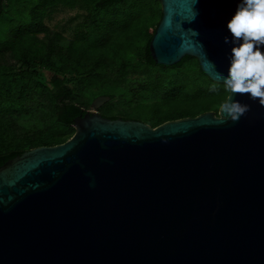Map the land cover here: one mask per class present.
<instances>
[{"label": "water", "instance_id": "obj_1", "mask_svg": "<svg viewBox=\"0 0 264 264\" xmlns=\"http://www.w3.org/2000/svg\"><path fill=\"white\" fill-rule=\"evenodd\" d=\"M149 45L171 68L185 58L222 85L225 23L238 0H160ZM197 12L193 20V13ZM166 122H74L66 143L0 167V264H264V106Z\"/></svg>", "mask_w": 264, "mask_h": 264}, {"label": "trees", "instance_id": "obj_2", "mask_svg": "<svg viewBox=\"0 0 264 264\" xmlns=\"http://www.w3.org/2000/svg\"><path fill=\"white\" fill-rule=\"evenodd\" d=\"M37 1L38 10H41L45 15L55 8L62 6L72 10L81 9L88 11L91 21L100 17V14L104 11L107 15L110 12L117 15L120 12L119 8L121 6H126L128 9L137 8L139 10L147 6L150 20L146 23L145 28H143L145 39L141 45L136 49L127 48L123 57L118 61L120 63L119 80L102 78V75L108 73L110 64L116 61L111 54H96L93 61H88L90 63L89 68L86 69L83 66H79V73L71 70L66 65L64 60L67 58V54L65 55L60 51H56L54 45L46 43H44L45 46L40 53L32 52L31 54H26L22 59L17 61L25 69L18 75H12V79H4L5 81L2 80L4 81L3 83L2 81L0 82V167L9 160L18 158L23 153L32 149L61 145L74 136L75 131L68 132L69 128L73 127L74 122L78 118L85 116L87 113V110L76 102L77 90L73 87L75 84L80 87V91L81 87L88 90H91L95 85L107 87L111 92L95 94L94 98L107 96L111 98L110 102H112L116 98V95L125 96L127 94L128 89H124V82L131 73L147 72L149 75V88L138 91L137 94L143 95L145 92H149L155 96H160L161 94V98L151 103L132 105L133 101H131L126 104L128 110L134 106L147 110L149 115L146 119L148 120V125L153 128L169 121L195 118L198 115L211 111L218 113L220 104L227 100L229 94L223 90V85H220L222 88L216 92L210 89V85L216 84L199 70L200 66L197 60L187 57L179 65L171 68L161 67L154 63L150 56L149 45L162 18L160 0H138V2L131 6L127 5V0ZM5 2L6 0H0V17L4 12ZM43 19L40 21L35 20L37 35L46 32ZM84 26L85 24L81 25V30L84 29ZM134 33L135 29L131 25L123 26V35L127 37L128 41L132 40ZM85 40V38L77 37L67 47V51L73 50V53L78 55V63L86 61V56H84L86 50L90 53L97 51V47L93 49L87 43L84 44L86 49L77 48V44L84 43ZM39 41L42 42L41 40ZM104 41L102 47L105 49L111 43L112 38L107 37ZM27 43V47H29V42ZM56 54L59 58L58 61L54 59ZM60 55H62V58ZM190 61H195L191 69L195 73L193 75V84H203L197 86L199 89L196 88L195 90L188 88V84L186 83H180L181 71ZM58 64H61V66ZM9 69L11 72L14 71V69ZM45 69L52 73L49 79L42 73V70ZM169 71L179 72L174 76H168L166 73ZM155 72L158 73V76L155 75L153 77L151 74ZM68 74H75V76L67 78ZM31 84H35L47 91L51 104V107H49L50 111L48 112L49 117H51V128L46 133L39 132L36 135L20 136L15 129L12 116L24 112V104L31 100L29 96V91L32 90L30 88ZM215 96L216 98H214ZM211 98L214 100L212 99L213 101L210 102ZM199 103H203V106L200 108L195 106ZM113 109L103 110L101 115L110 120L122 118L139 121L134 116L126 115V117H120V113L124 114L127 109L120 113Z\"/></svg>", "mask_w": 264, "mask_h": 264}, {"label": "rangeland", "instance_id": "obj_3", "mask_svg": "<svg viewBox=\"0 0 264 264\" xmlns=\"http://www.w3.org/2000/svg\"><path fill=\"white\" fill-rule=\"evenodd\" d=\"M136 2L138 0H127V5L131 6ZM37 6V0H6L5 2L4 12L0 17V82L4 79H12V75H18L24 70L25 68L17 61L22 59L26 54H31L32 52L40 53L45 46L44 43L54 45L56 51H60L65 55L67 54V58L64 61L68 68L75 70L76 73L80 72L78 70L79 66H83L86 69L89 68V62L93 61L96 54H111L116 61L110 64L108 73L102 75V78L119 80L120 63L118 61L123 57L127 48L136 49L141 45L145 39L143 28H145L146 23L150 20L147 6L140 10L137 8L128 9L126 6H121L119 8L120 12L117 15L112 12L107 15L104 11L100 14V17L95 19L96 21H91L90 13L81 9L72 10L60 6L45 15L41 10H38ZM42 19L46 32L37 35L35 20L40 21ZM83 24L85 26L81 30V25ZM124 25H131L135 29L134 37H132L131 41H128L127 37L123 35ZM77 37L86 39L84 43L77 44V48L86 49V46L84 47L86 43L91 45L93 49L97 47V53H90L88 50L84 52V56H86L85 62L78 63V55L73 53V50L67 51V47ZM107 37L112 38V41L104 49L102 46L105 42L104 39ZM27 42H29V47H27ZM60 56L62 58V55ZM54 59L58 61L57 54ZM194 64L195 61L188 62L185 68L182 69V75L180 76V83L188 84V88H192L193 90L197 86L203 85L202 83L193 84V75L195 73L191 69ZM58 65L61 66V64ZM9 68L14 69V71H9ZM178 72L169 71L166 75L174 76ZM42 73L48 79L52 76V73L46 69L42 70ZM151 75L155 77V75L158 76V73L155 72ZM74 76L75 74H68L67 78ZM148 78L147 72L131 73L124 82V89H128L127 94L125 96L116 95V98L110 104L108 103L101 107L98 113L101 114L103 110L111 108L120 113L127 109L126 103L131 101H133L132 105H135L138 103H151L161 98V94L160 96L157 94L155 96L149 92H145L143 95L137 94L138 91L149 88ZM206 86L209 87L208 84ZM213 86H215L217 91L222 88L218 84ZM213 86L210 85V89ZM73 87L77 90L76 102L84 107L87 112L95 111L93 103L100 97L94 98L95 94L111 92L109 88L99 85H95L91 90L81 87V91L77 84ZM30 88L32 89L29 91L31 100L24 104V112L12 116L15 129L20 136L36 135L39 132L46 133L51 128V117L48 114L51 104L47 91L35 84H31ZM212 99H210V102L214 100ZM195 106L200 108L203 106V103ZM217 114L215 113L216 116ZM120 115V117H126V115L134 116L135 119L138 118L139 121L148 124L146 117L149 114L147 110L138 106H134L129 110L127 109L124 114L120 113ZM71 131H75L74 127L69 128L68 132Z\"/></svg>", "mask_w": 264, "mask_h": 264}, {"label": "clouds", "instance_id": "obj_4", "mask_svg": "<svg viewBox=\"0 0 264 264\" xmlns=\"http://www.w3.org/2000/svg\"><path fill=\"white\" fill-rule=\"evenodd\" d=\"M196 16L194 11L193 20ZM225 30L224 43L231 47L227 74L221 75V82L229 95L220 104V114L225 118L221 122L238 121L249 110L235 94H247L264 106V0H238ZM211 90L217 91L215 86Z\"/></svg>", "mask_w": 264, "mask_h": 264}]
</instances>
